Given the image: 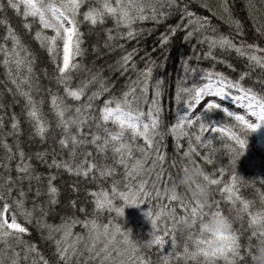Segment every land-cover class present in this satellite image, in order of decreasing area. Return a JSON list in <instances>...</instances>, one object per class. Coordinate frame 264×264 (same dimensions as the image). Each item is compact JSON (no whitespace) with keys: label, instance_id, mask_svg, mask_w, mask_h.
Returning a JSON list of instances; mask_svg holds the SVG:
<instances>
[{"label":"snow or ice","instance_id":"1","mask_svg":"<svg viewBox=\"0 0 264 264\" xmlns=\"http://www.w3.org/2000/svg\"><path fill=\"white\" fill-rule=\"evenodd\" d=\"M200 6L209 14H198L189 0H0V24L5 27L0 36V65L7 81L5 90L24 101L22 118L12 113L9 128L0 138V264H253L255 246L264 240V187L245 182L237 165L250 132L264 125V91H254L242 82L255 67L264 69V55H258L264 53V47L242 39L241 20L235 16L231 0H202ZM246 7L255 32L264 36V0H246ZM9 13L22 15L21 27L46 50L51 73L46 66L36 71L37 58L12 26ZM172 16L179 22L160 34L161 44L182 27L184 40L207 45L204 56L217 48L235 51L246 58L248 67L232 78L211 68L190 66L185 60V75L175 90L178 115L165 129L158 104L161 81L152 83L155 61L150 55L145 54L143 67L138 66L137 48L117 57V67L125 74L133 73L119 93L105 86L99 72L91 71L78 58L84 53L85 24L103 28L111 41L132 39L145 31L138 23L159 24ZM214 17L225 21L229 31H219L212 22ZM109 21L111 27H105ZM81 71L84 74L77 75ZM97 83L99 87L89 91ZM45 95L48 111L44 109ZM82 97H86L83 102ZM99 97L104 99L94 106ZM236 107L246 114L233 110ZM218 109L224 113L221 119L206 117V112ZM3 123L0 114V125ZM166 132L177 140L179 159L174 156L169 161L160 151ZM218 135L222 138L217 139ZM21 137L45 145L51 141L53 153L57 148L67 153L64 159L53 155L48 167L95 184L86 189L91 209L83 204L77 208L73 199L68 205L75 211L61 214L59 222L45 221V208L57 203V176L35 170L46 162L47 150L35 153L34 166L32 157L25 158ZM182 137L187 147L179 151ZM204 149L208 151L201 154ZM189 166L199 170L196 183L169 190ZM248 187L254 188L255 198L242 194ZM43 197L47 204L41 202ZM145 203L143 211L151 228L146 237L134 239L131 228L118 220L126 206ZM233 209L238 216L228 215ZM37 210L36 222L51 242L48 255L36 242L24 239L31 231L26 223H31ZM104 213L106 220L101 218ZM208 216L231 221L232 231L222 234L224 242L209 243L203 223ZM189 219L199 223L198 233L183 230ZM77 226L81 231H75Z\"/></svg>","mask_w":264,"mask_h":264},{"label":"trees","instance_id":"2","mask_svg":"<svg viewBox=\"0 0 264 264\" xmlns=\"http://www.w3.org/2000/svg\"><path fill=\"white\" fill-rule=\"evenodd\" d=\"M189 2L192 4L193 10L198 14H209L200 6L202 0H189ZM216 2L217 0H212V3ZM257 2H259V0H257ZM231 4L235 16L241 20L243 33L242 39L247 42H256L261 45V47H264V36L255 32V24L248 14L246 0H231ZM8 17L12 26L17 32L21 33L25 42L29 44V47L34 52L37 58L35 62L36 71L41 72L46 66L49 73H51V61L46 53V50L40 47L34 39H31L21 27L24 22L22 15L9 13ZM178 22V18L172 16L159 24H154L152 22L138 23L136 26L144 28L145 31L132 39L116 37L111 41L107 40L106 33L103 28H92L85 24L83 27L85 32V43L83 45L84 53L81 58H78L81 60L82 64L88 65L91 71L99 72L100 77L106 82L105 86L109 87L110 90H115L116 93H119V91L122 90L125 81L128 80L129 76L133 73L129 72L125 74L122 69H119L115 63L117 57L122 55L125 50L137 48L138 52L136 58L138 66L143 67V63H141V61L145 58V54L150 55L155 61L152 83L154 84L157 79L161 81L158 104L162 109L161 122L165 129L170 122H175L178 115L175 90L176 84L180 82L185 75V60H188L190 66L198 69L211 68L215 71L223 72L232 78H236L239 72L246 70L248 67V61L246 58L240 56L235 51L222 52L217 48L212 51L211 55L204 56V53L208 51L207 45L198 44L196 39H190L188 41L184 40V29L182 27L175 35L169 38L167 43L161 44L160 34L165 32L169 26L175 25ZM212 22L219 31H229L225 21L220 20L218 17H214ZM111 23L112 22L109 21L105 27H111ZM4 31V25L0 24V36L3 35ZM117 44H122L123 48H117ZM192 45H196V47L193 48ZM258 55H264V53H258ZM83 74L84 73L82 71L77 73V75ZM242 82L245 86L252 87L254 91H264V69L255 67L251 74ZM42 83H46V81H42ZM6 84L7 81L4 76V69L3 66L0 65V114H2L4 121L3 125H0V138H3V133L9 128L10 116L12 113H16L17 116L22 118V106L24 103L22 97L13 96L5 90ZM96 87H99L98 83L90 86L89 91ZM151 92L152 89L150 85L148 102L151 101ZM103 99L104 97H99L98 100L94 102V106ZM81 100L83 102L86 100V97H82ZM147 106L148 103H145V111L147 110ZM44 109L45 111H48L49 109V102L46 95ZM205 115L210 119H221L224 113L222 110L218 109L215 112H206ZM85 130H87V127ZM221 138V135L217 136V139ZM11 142L12 141L9 138V143ZM21 145L24 147V151L26 153L25 158L27 159L28 157H32L30 162L34 166H36L35 153L46 149V162L36 166L35 170L40 172L51 171L57 176L55 183L59 187L60 191L58 193L57 203L48 205L45 208V211L48 213L47 216L44 217L46 222H59V216L61 214L75 211V209H70L68 205V201L73 199L77 202V208L80 204H83L86 209H91L92 204L90 203V197L86 194V189L95 187V184L88 183L84 178L69 174L63 169L57 170L54 167H48V164L51 163L53 155H55L57 159H64L67 156L66 152H61V150L57 148L56 152L53 153V145L51 141L45 145L38 140L27 141L21 137ZM179 145V151H183V149L187 147V140L183 137L180 138ZM88 147L92 146L89 145ZM159 148L161 152L167 154V159L169 161H171L174 156L179 159L177 140L170 133L166 132L165 135H163L160 140ZM204 151H208V149L201 150V154H203ZM2 155L3 146L0 145V156ZM225 159L227 158L225 157ZM201 162L207 170H212L211 166L207 165L203 161ZM12 163L14 165L15 160H13ZM215 164L216 167L219 168V162L216 161ZM237 167L238 174L244 177L245 182L254 181L256 188L264 187V145L259 143L258 137L254 131H251L248 136L246 151L241 156ZM226 178L227 177H224L223 179ZM35 188L36 185L33 183V192L35 191ZM44 190L45 189H42V191ZM242 194L246 198L250 199L255 198L256 195L255 190L252 187L242 189ZM31 195L32 193H29L28 195L27 202L29 206L32 204ZM41 202L47 204V198L43 197ZM146 207V203L140 206H126L124 216H121L118 220L122 226L131 228L134 239L137 237L144 238L150 231V220L146 217V214L143 211ZM39 215L40 212L37 210L31 223H26V226L30 227L31 231L25 234L24 239L36 242L37 247L40 248L44 254L48 255L51 251V242L45 239L47 235L46 230L42 229L36 222V217ZM77 215H80V213L77 212ZM106 217L107 213H104L101 218L106 220ZM21 222L24 221L21 220ZM75 231H81L80 226H77Z\"/></svg>","mask_w":264,"mask_h":264},{"label":"clouds","instance_id":"3","mask_svg":"<svg viewBox=\"0 0 264 264\" xmlns=\"http://www.w3.org/2000/svg\"><path fill=\"white\" fill-rule=\"evenodd\" d=\"M199 179V170L193 166H189L187 169L181 171L178 180L174 185L170 186L171 191H174L177 187L187 188ZM229 216H238L235 209L231 210ZM204 234L210 237L209 243L216 245L224 242L222 234H226L232 231L231 221L228 219H217L212 216H208L204 220ZM185 232H191L193 234L200 231L199 223H194L191 219L185 221L182 225ZM253 264H264V240L259 241L255 246Z\"/></svg>","mask_w":264,"mask_h":264},{"label":"rangeland","instance_id":"4","mask_svg":"<svg viewBox=\"0 0 264 264\" xmlns=\"http://www.w3.org/2000/svg\"><path fill=\"white\" fill-rule=\"evenodd\" d=\"M214 98V97H213ZM225 103H227V101H225ZM235 111H240L244 114L245 113V110L242 108V107H236L235 109H233ZM249 118H251L249 116ZM254 132L256 133L257 137H258V141L261 145H264V126L261 125L258 129L254 130Z\"/></svg>","mask_w":264,"mask_h":264}]
</instances>
